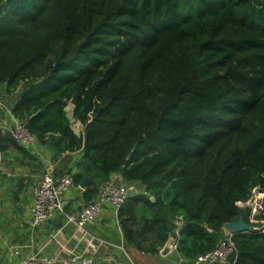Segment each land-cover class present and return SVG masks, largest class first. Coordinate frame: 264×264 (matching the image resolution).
<instances>
[{"label": "trees", "instance_id": "obj_1", "mask_svg": "<svg viewBox=\"0 0 264 264\" xmlns=\"http://www.w3.org/2000/svg\"><path fill=\"white\" fill-rule=\"evenodd\" d=\"M0 86L40 145L81 153L66 172L90 178L86 203L114 172L145 187L118 212L139 252L172 235L192 260L249 223L237 203L264 191V0H0ZM10 146L23 150L0 132ZM253 226L231 264H264Z\"/></svg>", "mask_w": 264, "mask_h": 264}, {"label": "crops", "instance_id": "obj_2", "mask_svg": "<svg viewBox=\"0 0 264 264\" xmlns=\"http://www.w3.org/2000/svg\"><path fill=\"white\" fill-rule=\"evenodd\" d=\"M0 97L12 105V99L7 98L3 86H0ZM68 107L66 110L72 129L76 135H80L83 125L72 118L73 105L69 104ZM13 124L14 118L10 114L0 115L1 133L10 131ZM22 149L17 150L10 146L0 153V264H21L25 257L36 253L41 257L53 256L59 251V243L66 250L75 248V241L71 238L72 226L64 227L57 240H52L45 246L51 236L65 224L64 215L33 229L29 224V210L33 190L44 174L41 172L42 168L45 167L47 172L55 176H60L67 169L77 173V164L82 160L81 153L54 155L39 143L36 150L24 147ZM122 182L130 188L131 196L145 193V187L139 182ZM82 191L79 186H75L63 196L62 207L65 214L76 212L87 204L82 197ZM85 229L91 237L106 242L97 252L88 253L93 264H180L182 257L176 252L162 256L160 252L146 254L131 247L125 240L115 210L110 205L104 206L99 221L87 225ZM82 246L84 244L78 246L77 250L82 251ZM13 247L18 254L12 253L10 249ZM61 255L60 258L66 257L65 252Z\"/></svg>", "mask_w": 264, "mask_h": 264}, {"label": "built area", "instance_id": "obj_3", "mask_svg": "<svg viewBox=\"0 0 264 264\" xmlns=\"http://www.w3.org/2000/svg\"><path fill=\"white\" fill-rule=\"evenodd\" d=\"M11 107L12 105L10 106L0 97V115L4 113L10 114L14 118V124L9 131L14 141L21 147L36 150L38 144L36 136L28 130L24 121L12 115ZM122 181L121 172L112 173L109 179L100 187L95 200L83 205L76 212L65 214L62 207V198L76 186L74 176L70 172L55 176L46 171L33 190V200L29 210V224L34 229L46 222L54 221L59 215H64L65 224L51 236L50 241L45 246L49 245L52 240H57L64 227L72 226L73 233L71 238L75 241V248L66 250L59 243V251L55 252L53 256L41 257L36 253L25 257L21 264H57L58 262V264H93V259L88 253L90 251L92 254L97 252L106 242L91 237L85 228L87 225L101 219L104 206L106 205L114 208L118 218L119 209L125 204L128 198V191L130 190ZM237 205L242 209L248 210L249 224H258L264 230V191L259 185L251 190L247 201L238 202ZM174 226V234L178 236L179 229L182 226L181 217H177L174 220ZM224 232V237L218 241L214 249L192 260L184 261L181 258L179 260L180 264H231L229 262L230 259L237 257V248L233 241L234 235ZM82 244H84L82 246L83 250L78 251L77 247ZM176 247L177 243L174 246V252H176ZM10 250L13 254H18L16 248L13 247ZM63 252H65L66 257L60 258Z\"/></svg>", "mask_w": 264, "mask_h": 264}, {"label": "water", "instance_id": "obj_4", "mask_svg": "<svg viewBox=\"0 0 264 264\" xmlns=\"http://www.w3.org/2000/svg\"><path fill=\"white\" fill-rule=\"evenodd\" d=\"M6 134L14 140L12 134L7 131ZM46 168H42L41 172L42 174L45 173ZM90 183V178L85 177L82 182L80 183L79 187L81 190H84L85 187ZM131 190L128 191V198L131 197ZM151 201L154 202V198H151ZM223 230L232 234V235H238V234H243V233H249L253 232L256 230V227L247 223L242 216L238 218L236 222H231V223H225L223 225ZM177 241L176 238L172 235L169 236L167 242L163 246V248L160 250V254L162 256H167L171 253H174V246L176 245Z\"/></svg>", "mask_w": 264, "mask_h": 264}, {"label": "rangeland", "instance_id": "obj_5", "mask_svg": "<svg viewBox=\"0 0 264 264\" xmlns=\"http://www.w3.org/2000/svg\"><path fill=\"white\" fill-rule=\"evenodd\" d=\"M68 111L70 110V108L68 107V109H67ZM67 170H70V169H67Z\"/></svg>", "mask_w": 264, "mask_h": 264}]
</instances>
